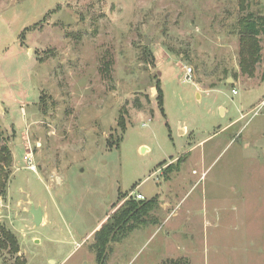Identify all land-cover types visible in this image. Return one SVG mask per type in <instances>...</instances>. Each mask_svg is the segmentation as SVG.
Returning <instances> with one entry per match:
<instances>
[{"label":"rangeland","instance_id":"obj_1","mask_svg":"<svg viewBox=\"0 0 264 264\" xmlns=\"http://www.w3.org/2000/svg\"><path fill=\"white\" fill-rule=\"evenodd\" d=\"M240 1L264 18V0H0V227L15 256L96 264L92 230L141 193L158 224L106 264H264V79L237 66Z\"/></svg>","mask_w":264,"mask_h":264},{"label":"trees","instance_id":"obj_2","mask_svg":"<svg viewBox=\"0 0 264 264\" xmlns=\"http://www.w3.org/2000/svg\"><path fill=\"white\" fill-rule=\"evenodd\" d=\"M239 3L240 15L237 18L238 66L242 75L251 77L256 70L255 66L264 62V48L260 46V36L264 33V18L249 11L248 4L245 1ZM156 94L158 108L163 114V94L158 84H156ZM124 124V120L120 118L118 126L124 128ZM119 142L120 139L115 146ZM11 166V152L9 147L4 144L0 132V196L5 193ZM119 194L124 193L119 191ZM120 196L123 197L124 195ZM157 202V197L147 201L128 198L122 201L119 207L107 216L105 222L95 231L93 242L90 245V251L95 256L96 264H106L107 256L111 251V244L120 242L133 230L158 224L157 218L151 215L157 208ZM2 250H7V253L14 256V264H25L24 260L15 256L19 252V248L14 235L0 227V252Z\"/></svg>","mask_w":264,"mask_h":264},{"label":"crops","instance_id":"obj_3","mask_svg":"<svg viewBox=\"0 0 264 264\" xmlns=\"http://www.w3.org/2000/svg\"><path fill=\"white\" fill-rule=\"evenodd\" d=\"M262 63V67H263V74H262V77L259 79L258 78V76H257V73L258 72H256V74L254 75V76H251V77H247V76H245V77H247V81H250V78H252V79H254L255 81V84H258V82L259 81H262L263 79H264V62H261ZM257 65H259V64H257ZM237 66H238V64H237ZM239 67V66H238ZM256 69H257V67H256ZM259 70H261V68H258V71ZM239 72H240V67H239ZM255 73V72H254ZM241 74V73H240ZM242 75V74H241ZM244 76V75H243ZM259 80H258V79ZM233 81V80H232ZM231 81V82H232ZM234 83L236 84V86L237 85H239V84H237L236 83V81H234ZM259 85V84H258ZM258 85H257V88H260V86L258 87ZM240 86H242V85H240ZM256 88V89H257ZM208 90H210V89H208ZM233 90H236V88H232L231 89V94H232V91ZM238 93H237V90H236V93L234 94H232V95H237ZM242 105V104H241ZM261 105H264V95L262 96V100L260 101V102H258L256 105H254V106H261ZM254 106L252 105V106H249L248 108L247 107H243V106H241L240 108H239V110H238V112H239V117L238 118H236L235 120H233V122H229V124L225 127V129L224 130H226V131H233V129H235L236 128V124H239L240 122H242V121H244L248 116H249V113H251L253 110H254ZM220 110H221V113L223 114L224 112H226V110L224 109V108H220ZM241 131V128L239 129V130H237V131H234L235 132V134L234 135H232V137H235V136H237V134L239 133ZM233 132V133H234ZM259 135L257 136V137H262V139H263V141H264V131H260L259 133H258ZM255 135V134H254ZM254 135L252 136V137H254ZM208 139V138H207ZM206 140V139H205ZM243 147L245 148V149H248L249 147H248V143H245L244 145H243ZM141 194V193H140ZM42 215H44V214H42ZM109 215V214H108ZM107 215V216H108ZM107 216H105L102 220H101V222H99L98 224H97V226L92 230V235H93V233L98 229V227L102 224V223H104L105 222V220H106V218H107ZM42 221H44V216H43V218H42ZM42 223V222H41ZM137 230V229H136ZM134 231V230H133Z\"/></svg>","mask_w":264,"mask_h":264},{"label":"water","instance_id":"obj_4","mask_svg":"<svg viewBox=\"0 0 264 264\" xmlns=\"http://www.w3.org/2000/svg\"><path fill=\"white\" fill-rule=\"evenodd\" d=\"M146 44L148 45V41H146ZM30 214L32 215L33 223L35 226H38L39 224H41L42 218H43L41 208H39V207L35 208L32 205L31 209H30Z\"/></svg>","mask_w":264,"mask_h":264},{"label":"built area","instance_id":"obj_5","mask_svg":"<svg viewBox=\"0 0 264 264\" xmlns=\"http://www.w3.org/2000/svg\"><path fill=\"white\" fill-rule=\"evenodd\" d=\"M190 75H191V69L188 68V69H187V75H186L187 77H186V79L188 78V80H190ZM233 93L235 94V93H236V90H233V91H232V94H233ZM28 158H29V157L26 156V157H25V160H28ZM134 199L142 201V200L145 199V197H144L142 194L137 193V194L134 195Z\"/></svg>","mask_w":264,"mask_h":264}]
</instances>
